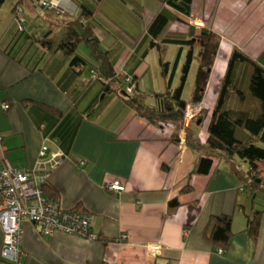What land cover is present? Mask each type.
<instances>
[{
  "label": "crops",
  "instance_id": "1",
  "mask_svg": "<svg viewBox=\"0 0 264 264\" xmlns=\"http://www.w3.org/2000/svg\"><path fill=\"white\" fill-rule=\"evenodd\" d=\"M99 5L98 15L115 18L127 36L111 45L116 51L113 57L121 60L123 50L126 62L119 68L115 63L114 68L119 69L115 74H109L106 63L100 65L94 59L95 68L104 80L111 82L113 78L114 87L124 91L129 78L117 75L138 67L135 83L130 85L138 93L166 90L162 52L158 46H151L147 26L161 10L177 15L164 38V59L170 69L179 60L174 80L178 84L190 43H194L186 111L188 130L185 134L184 124H151L117 93L102 110L87 111L95 91L89 88L85 93L82 78L70 66L55 64L52 58L35 63L37 56L26 57L30 62L24 60L23 47L15 44L23 28L10 6L2 8L0 158L25 170H41L48 163L41 156L43 147L47 146L49 152L60 149L62 160L49 180L63 207L92 214V231L99 236L91 240L60 229L46 233L40 224L25 219L20 264H264V213L256 238L248 231L247 217L256 209H264V189L240 187L248 162L241 164L236 156L223 153L213 158L210 174L195 173L199 157L208 151L209 125L234 48L239 47L264 65V0H196V12L191 17L158 0H101ZM51 9L56 11L55 18L79 14L73 0H24L21 16L26 23L38 16L49 20L46 13ZM135 19L145 21L144 29L136 27ZM204 29L214 31L221 43L204 99L197 103ZM84 46L83 52L92 58ZM140 56L141 60L134 63ZM129 61L134 63L129 65L132 69L126 65ZM145 63L153 66L143 73L149 77L146 87L137 74ZM248 100L258 105L253 98ZM4 103L10 108L5 109ZM113 180H120L126 189L108 190L105 183ZM175 200L179 205L173 210ZM222 214L233 216L235 235L229 248L219 253L208 234L214 227L212 216ZM4 239L0 222V264Z\"/></svg>",
  "mask_w": 264,
  "mask_h": 264
},
{
  "label": "trees",
  "instance_id": "2",
  "mask_svg": "<svg viewBox=\"0 0 264 264\" xmlns=\"http://www.w3.org/2000/svg\"><path fill=\"white\" fill-rule=\"evenodd\" d=\"M73 1L79 7V14H63L59 18H55L56 11L51 9L47 13L50 16L48 21L51 22L49 31L44 30L42 35L36 36L33 33L25 32L26 20L21 16L24 0H0V11L2 8L10 6L14 16L18 19V25L23 28L21 33L15 37L17 40L15 44L18 48L23 47V59L37 56L35 63L39 59L45 60L49 57L54 60L55 64L70 66L72 72L82 78L83 86L86 87L85 93L89 88L95 91L91 104L86 108L89 112L95 108L102 110L115 96L114 93H117L128 101L129 106L134 108L137 115L147 118L151 124L157 126L164 123L182 125L188 105L187 97L194 59V43H190V50L182 64L180 82L175 84L179 60L177 59L174 67L170 69V63L164 59V50H166L164 38L177 15L170 10H161L153 16L147 26L148 34L151 37V46H158L162 52L163 71L167 77L166 90L148 94L138 93L134 87L130 88V85L135 83L133 81L135 80L134 72L138 68L135 67L130 73L124 70L116 77L124 80L129 78V86L127 89L125 87L123 91L120 87H114L113 78L111 82L106 78L104 80L102 74L95 68V60L82 50L83 44L90 39H95V44L100 43L97 25L105 26L100 21L102 16L98 15L101 0H96L94 3L88 2V0ZM158 1L187 17L194 16L196 12V0ZM220 43V36L214 31L206 29L202 31L201 59L195 93V102L197 103H201L204 99L209 84L210 70L216 60ZM29 52L32 55H29ZM115 52L111 47L106 52L113 68L115 63H118L116 60L120 61V58L112 57ZM26 60L30 62L29 59ZM89 65L91 66V75L86 78L85 70ZM94 77L99 80L96 87L91 86ZM249 98L256 100L258 105L249 104ZM188 140L190 141L189 137ZM206 145L208 151L199 157L195 173L210 174L214 167L213 158L220 157L223 153L226 157L238 156L246 160L249 165L244 178L240 179L242 184L240 187L248 186L251 190L264 189V65L252 59L239 47H235L232 52L222 89L212 114ZM43 191L47 200L59 201V194L51 180L43 185ZM178 205V201L175 200L173 210H176ZM239 206L246 211L243 204H239ZM263 213L264 209H256L252 214H247L248 231L254 238L260 232ZM211 222L214 227L208 237L218 250L226 251L230 246L232 236L235 235L233 216L228 214L212 216ZM3 264L14 263L3 260Z\"/></svg>",
  "mask_w": 264,
  "mask_h": 264
},
{
  "label": "built area",
  "instance_id": "3",
  "mask_svg": "<svg viewBox=\"0 0 264 264\" xmlns=\"http://www.w3.org/2000/svg\"><path fill=\"white\" fill-rule=\"evenodd\" d=\"M98 84V78L94 77L91 86L96 87ZM3 107L9 109L10 104L4 103ZM188 121L189 118L186 119V125ZM62 154L60 149L49 152V148L44 146L41 156L46 157L48 163L41 170H25L14 166L7 158H0V222L5 232L2 257L6 262L20 263L25 219L40 224L46 233L60 229L91 240L99 239L92 231L91 213L65 209L60 201L47 200L44 196L43 185L60 164ZM105 187L111 191L126 189L120 180L108 181ZM184 234L187 235V231ZM223 252L222 249L219 250V253Z\"/></svg>",
  "mask_w": 264,
  "mask_h": 264
},
{
  "label": "rangeland",
  "instance_id": "4",
  "mask_svg": "<svg viewBox=\"0 0 264 264\" xmlns=\"http://www.w3.org/2000/svg\"><path fill=\"white\" fill-rule=\"evenodd\" d=\"M46 16H49V15L46 13ZM100 19H101L100 21H102L103 24L106 26V27L105 26L101 27V26L97 25V32L100 34V43L95 44L96 43L95 39H90V41L85 43V45L87 47L84 46V48H86L87 50L89 48L88 52L90 51V53L93 54L92 59H95L96 62L100 63V65L106 63V68L108 71H110L109 74H115L116 73L115 69L110 65L111 64L110 58H109V55L106 54V52L111 47V45L113 46L114 43L118 44L120 42H123L127 38V36L121 30V28H120L121 26L118 23H116L115 18H104V17L102 18V17H100ZM134 21L138 22L136 25L137 28L144 29V27L146 26L145 21H143L142 19H135ZM33 22H34V25H32ZM50 25H51V22L46 20V18H44V16H38L34 19V21H28V23H25V29H26L25 32L28 34L33 33L36 36H38L39 34L42 35V31H44V30L49 31ZM127 40L130 42V38H128ZM151 49H153V48H151ZM122 51L123 50L120 51V54L122 55V59L120 60V62H118L119 64H118L117 68L121 67V63L126 62V59L123 60V53H125V52H122ZM179 51H180V47H179ZM157 55H158V53H157ZM157 55H156L155 64H158V61H159V57ZM149 56H151V52H150ZM140 60H141V56L136 58L133 62L138 63ZM174 61H175V58H174ZM133 62L129 61L126 65H128V66L132 65V64H134ZM147 62L149 63V60H147ZM129 67H130V69H132L133 66H129ZM117 68H116V70L118 71L119 69H117ZM152 68H153V66L150 67V66L146 65V63H145V65L142 68H140L139 71L137 72V74L139 75L140 83L143 84L145 87L148 86V84L146 82L149 80V77L148 76L144 77L143 73H144V71H148L150 69L152 70ZM85 73H86V75H85L86 78L91 75V66L90 65L87 66ZM126 83H127V81H125V84ZM183 124L185 126V122ZM202 125L203 124H200V126H202ZM200 126H197V127H200ZM204 126H206V125H204ZM187 130L188 129H184L185 134H186ZM194 141H193V143H195ZM200 141H201V138H200ZM193 146H194V144H193ZM236 158H237V160H239V162L241 164L242 163L246 164V162H247L246 160L242 159L241 157L236 156ZM64 208L65 209H72V208H66V207H64Z\"/></svg>",
  "mask_w": 264,
  "mask_h": 264
},
{
  "label": "clouds",
  "instance_id": "5",
  "mask_svg": "<svg viewBox=\"0 0 264 264\" xmlns=\"http://www.w3.org/2000/svg\"><path fill=\"white\" fill-rule=\"evenodd\" d=\"M186 119H187V115H186V117H185V121H186ZM184 121V122H185ZM189 122V121H188ZM185 125H186V122H185ZM188 128V123H187V125H186V128L185 129H187ZM54 172V171H53Z\"/></svg>",
  "mask_w": 264,
  "mask_h": 264
}]
</instances>
